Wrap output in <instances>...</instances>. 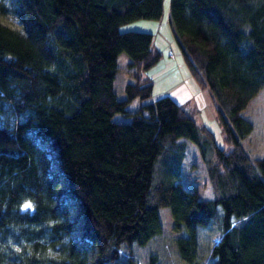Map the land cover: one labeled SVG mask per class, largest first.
I'll list each match as a JSON object with an SVG mask.
<instances>
[{"label":"trees","instance_id":"16d2710c","mask_svg":"<svg viewBox=\"0 0 264 264\" xmlns=\"http://www.w3.org/2000/svg\"><path fill=\"white\" fill-rule=\"evenodd\" d=\"M0 12L23 24L0 20V264H138L132 246L161 236L163 208L187 264H264V156L246 148L242 116L264 89V0H170L175 40L229 148L172 97L144 103L162 55L153 33L120 27L160 19L164 0H0ZM123 53L135 82L122 100ZM180 139L197 145L212 199L179 181ZM210 224L219 240L199 258Z\"/></svg>","mask_w":264,"mask_h":264},{"label":"rangeland","instance_id":"374dc122","mask_svg":"<svg viewBox=\"0 0 264 264\" xmlns=\"http://www.w3.org/2000/svg\"><path fill=\"white\" fill-rule=\"evenodd\" d=\"M12 4L13 0H6ZM170 0H164V13L160 19L140 18L121 25L122 31L137 30L153 33V47L157 49L162 57L153 66L147 75L153 82V95L144 103L154 102L164 97H172L178 104L188 111H193L194 119L198 125L207 127L215 136L220 148L231 147L225 142L222 127L217 119L214 103L208 89H202L191 77L184 56L175 40L170 22ZM0 20L16 29L23 30L21 18L14 12L2 14ZM130 57L123 53L118 58L119 71L116 75L114 86L119 99H125V87L128 83H134L135 78L132 68L129 67ZM193 86L198 91H193ZM141 107V101L135 99L128 108L137 111ZM242 116L252 125L251 134L244 140L249 153L255 157L264 156V89L249 103L242 112ZM11 118V117H10ZM116 120L127 121L120 114L115 116ZM185 145V153L180 166L179 181L189 189H197L200 198L212 199L213 193L207 176L206 167L200 156L195 143L187 139H180ZM167 169L172 167V162H167ZM176 167V165H175ZM162 168H160V173ZM162 174V173H161ZM163 233L147 245L134 244L132 253L138 264H187L177 250L176 237L180 234L174 228V220L169 208L159 210ZM82 216L81 206L78 201L72 202V217L79 221ZM218 227L215 224L201 229L198 242L199 258H207L211 249L219 240ZM80 232H77L79 236ZM123 257H127V251H121ZM95 259V253L92 254ZM92 260V261H93Z\"/></svg>","mask_w":264,"mask_h":264},{"label":"crops","instance_id":"0c3cea01","mask_svg":"<svg viewBox=\"0 0 264 264\" xmlns=\"http://www.w3.org/2000/svg\"><path fill=\"white\" fill-rule=\"evenodd\" d=\"M193 91L196 92L198 91L197 88L195 86H193Z\"/></svg>","mask_w":264,"mask_h":264},{"label":"snow or ice","instance_id":"6c2138e0","mask_svg":"<svg viewBox=\"0 0 264 264\" xmlns=\"http://www.w3.org/2000/svg\"><path fill=\"white\" fill-rule=\"evenodd\" d=\"M25 207H30V205H26Z\"/></svg>","mask_w":264,"mask_h":264}]
</instances>
